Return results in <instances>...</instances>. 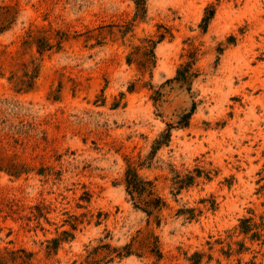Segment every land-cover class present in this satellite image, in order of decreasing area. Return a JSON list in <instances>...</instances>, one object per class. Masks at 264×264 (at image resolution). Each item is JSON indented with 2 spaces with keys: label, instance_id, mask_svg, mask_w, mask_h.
I'll return each mask as SVG.
<instances>
[{
  "label": "rangeland",
  "instance_id": "obj_1",
  "mask_svg": "<svg viewBox=\"0 0 264 264\" xmlns=\"http://www.w3.org/2000/svg\"><path fill=\"white\" fill-rule=\"evenodd\" d=\"M135 13L133 0H0V135L20 130L22 143L4 155L32 168L18 177L0 170V207L43 201L56 225L64 211L102 212L61 245L58 264L87 244L119 247L135 236L142 256L106 264H193L195 252L197 264H264V0H145L144 16ZM181 67L187 78L173 79ZM193 103L188 125H178ZM167 124L169 141L150 154ZM36 142L43 159H31ZM126 159L142 162L139 174L166 199L160 226L126 195ZM171 169L203 173L173 195ZM4 214L0 246L37 250L56 235L53 224L35 235ZM150 230L158 262L141 249Z\"/></svg>",
  "mask_w": 264,
  "mask_h": 264
},
{
  "label": "trees",
  "instance_id": "obj_2",
  "mask_svg": "<svg viewBox=\"0 0 264 264\" xmlns=\"http://www.w3.org/2000/svg\"><path fill=\"white\" fill-rule=\"evenodd\" d=\"M136 7V16H144L145 14V0H133ZM214 14V9L211 7L208 14L202 18L203 28L206 27L208 21L212 18ZM43 38H36V43L38 47V52L41 54L46 47L44 44L40 43ZM51 48L48 45L49 49ZM147 55L149 57H154L153 49L151 48ZM146 58L142 62L143 64L148 60ZM128 62H131V59H127ZM189 68L181 67L177 70V74L173 79L184 80L187 78V71ZM23 85L24 82H16L15 85ZM30 84L26 86L25 90L29 89ZM21 89V88H19ZM129 90H132V86L129 87ZM195 108V103H193L191 109L184 113L178 120V125L187 126L189 123V118ZM171 124H167V128L160 133L159 137L154 140L152 145V150L150 154L154 153L162 144H167L171 135ZM17 133H20V130L12 132L10 128L6 132H2L0 135V170H5L7 173L13 176H20L22 173H28L32 170L29 168L27 163L22 161L15 160L17 157L16 153H13L10 157L5 156L4 154L10 150L17 147L18 144L22 143V140L19 138ZM46 141V140H45ZM40 143L36 142L32 146L30 152L31 159L35 160L36 158L43 159L45 155L39 153L37 150L45 151L46 147H41ZM7 158V163L6 162ZM148 158V157H147ZM5 163V164H2ZM142 162L139 160H130L126 159V166L124 168L121 184L124 187L126 195L129 197L133 207L135 209L141 210L146 215L147 225L152 221L156 226L161 224V212L163 209L168 207L166 199L160 195L155 189L154 180L142 177L138 172V166H141ZM49 169L40 164L36 169V173L44 174L45 170ZM172 176L170 178L172 182V189L175 190L172 194L177 195L181 192L182 189H187L194 184L195 179L202 175V170L197 169L196 172L187 173L185 175H180L176 170L171 169ZM205 177L208 178V173L205 174ZM87 197L80 196V199L83 201L89 202L90 195L86 192ZM77 207H84L82 204H77ZM192 209H188L187 212H190ZM50 211V204H46L43 201H38L30 205H24L20 203L19 199L12 198L4 204V208L0 207V212H4V219L10 217L15 223H20L19 228L26 232H33L35 235L38 230L42 231L43 235L46 236L47 233L52 231L49 228H45L43 222L48 223L49 225H54L53 231L56 235L52 237H45L43 240H40L38 245L39 249L33 250L29 249L26 246L18 245L16 246L13 240H8L5 245L0 246V264H54L59 263V260L56 258L58 250L60 249L63 243H68L72 241L75 237V230L78 229V225L83 222L90 223L92 219L96 218L95 224L100 223V217L102 212L97 211L93 213L88 210L80 213L79 215L71 214L68 211H64L63 214L66 215L65 218L61 219V224L56 225L48 217ZM178 214L183 213L181 210L177 211ZM188 219L192 218V214L187 217ZM247 219L244 218L240 221L241 232L247 233L251 230V226L247 223ZM68 225L69 228H63ZM2 228L0 227V230ZM13 232L11 227L8 228L7 235H10ZM138 236H135L131 242L125 243L122 246L116 247L111 246L109 243H99L97 245L87 244L84 247V253L80 254L78 258L74 259L71 264H106L112 262L115 257L123 258L130 256L132 254L136 256H142L144 252L133 250V246ZM144 242H141V249H147L148 253L155 257V261H159L163 253L159 246V236L154 233L153 230L147 232ZM102 239H99L101 242ZM36 243L37 241H33ZM43 252V258H38L37 255ZM202 253L195 252L192 255L193 264H197L196 257L201 258Z\"/></svg>",
  "mask_w": 264,
  "mask_h": 264
}]
</instances>
